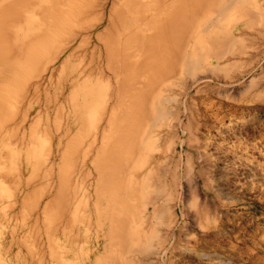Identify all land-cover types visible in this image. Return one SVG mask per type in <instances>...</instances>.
Returning a JSON list of instances; mask_svg holds the SVG:
<instances>
[{
	"label": "rangeland",
	"instance_id": "rangeland-1",
	"mask_svg": "<svg viewBox=\"0 0 264 264\" xmlns=\"http://www.w3.org/2000/svg\"><path fill=\"white\" fill-rule=\"evenodd\" d=\"M123 1L78 0L60 18L65 0H0V70L3 55L25 60L36 36L28 26L38 24L36 59L17 86L5 82L14 107L0 114V264H264V11L252 21L258 3L239 4L217 23L218 0L197 4L194 36L179 50L178 63L194 52L191 70L155 68L146 98L134 102L138 86L116 82L124 75L108 68L103 41L108 24L123 32L121 16L135 22ZM81 23L98 31L80 28L59 49L67 27ZM67 47L76 49L49 64L52 77L36 90L46 55Z\"/></svg>",
	"mask_w": 264,
	"mask_h": 264
},
{
	"label": "bare ground",
	"instance_id": "bare-ground-1",
	"mask_svg": "<svg viewBox=\"0 0 264 264\" xmlns=\"http://www.w3.org/2000/svg\"><path fill=\"white\" fill-rule=\"evenodd\" d=\"M203 1H205V0H148L146 2H144L142 0H124L122 2V7L124 8V11L126 9H129L135 15V22L133 23V22L129 21L127 19V17L121 16V17H123V19L120 20V24H121V29L123 32L114 33V31H115L114 26H111V24H108L107 29L109 30V32H112L113 35L110 39H104L103 41H104V45H105V52H106L107 58H108L107 62H108V64H110V65L107 64L108 68L112 65V67L115 70V75H116L117 70H120V69H121V73L124 75V77H120L117 75L118 78H116V82L119 85H121V88H122L123 86H125L124 83L122 82V80L130 78L129 82H128L130 84V86L131 87H133V85L138 86L136 88L137 89L136 93L132 96V99H130V100L137 102L140 100L143 101L144 98H146L145 92H147L149 90H147L148 85H147L145 79L150 76L149 75L150 73H153V71H155V68L156 69L160 68V70H163L164 72L167 69H169V72H171V75H172V73L174 74L176 72V70L179 69V66H180V69H182L184 72L189 73V71L191 70L192 61H195L194 60L195 54L193 51H188V53L185 52L183 57L181 58L180 63H178V61H179V50H180V47L183 43L182 41L186 35L187 36H194V34L189 35V33L187 31H189V29H190L189 24L191 23V21L193 19H196V16H197L196 14L199 11V10L195 11L196 5L202 3ZM251 1H252V3L253 2L258 3L259 8H258L257 12L253 13V14L247 13L248 16H246L245 14L243 16L248 17L252 21L256 20L258 14L261 13L262 11H264V0H220V1L218 0V2L217 1L215 2V5L218 8V14L215 17L214 21H216L217 23L221 22V21H219L220 20L219 18H221V20H223V15L226 14V12L230 9V7L236 6L239 4H248V3L250 4ZM79 2H80V0H79ZM77 3H78V0H65L64 3H60V2L57 3V5L62 4V9L67 8L66 11L61 10L60 18H64L63 13L67 16L69 11L73 7V5L77 4ZM56 8L58 9L57 6H56ZM117 9H118V7H116L114 5V6H112V8L110 9L109 12L111 13L112 11L117 10ZM51 11H55V9L52 8ZM233 17H234V14H233V16L230 15L229 19L232 20ZM224 19H228V18L224 16ZM128 21H129V23H128ZM206 21H208V20H206ZM66 22H67L66 20L62 21V23H65V24H66ZM213 26H214L213 22L210 19L209 23L206 24L205 30L213 28ZM28 27L32 29L33 36L34 35H36V36L34 38H32L30 43L26 44L28 46V53L22 51L24 54L25 60H20V57L18 56L12 62L8 63V62H6V60L9 59L8 55H3V57H2L5 59V65L0 70V75H1V79H0V114L1 113L3 114L4 110H6L5 112L9 111L10 112L9 115H11V113H12L11 108L14 107V104L12 103V101H10V99L12 97L10 87L8 86V84H5L8 77L13 78V82L15 84V82H17L18 79L20 78V74L25 69V63L27 62V60L31 59L32 62H34V60L36 59V56H34V53L36 52L34 47L37 45V41L35 39L37 37L38 24L36 22H32V24H29ZM83 27H85V25H83L82 23L81 24H73L71 27L69 25L67 28L68 29L70 28V29L69 30L67 29L65 32L63 31L64 32L63 33L64 38H62L63 41L61 42L59 49H61L64 46H67L65 44L64 39H67V42H68V40L71 37H74V36L79 37V34L78 33L76 34V31L79 30L80 28H83ZM85 29H86L87 33L89 34V36L94 35L95 34L94 32H96V30L98 31V29H96L94 26H92L91 28L85 27ZM53 35L51 34V35H47V36L51 38ZM122 35H124L125 38L129 37L130 39H132V41H130V43H124L121 41H117V39L120 38V36L122 37ZM27 36H28L27 30H23L22 34L19 35L18 44H20L21 47H23L25 44V43L22 44L21 38L27 37ZM101 38L102 37L100 36L99 39H101ZM118 42H120L121 44H119ZM127 45L128 46H130V45L137 46L141 52V55H140L139 59L137 58V61L140 62L141 59L144 58L145 63L139 64L138 62H135L134 57H131L130 51H132V50H130L129 48H128V50H126ZM75 46L76 45H74V47ZM69 47H71V46H69ZM75 49L76 48H74V50H72L71 48L67 47V48H64V50H65L64 52L56 50V51H52V53H50L51 54L50 56L46 55L48 65L46 67L44 66L42 68L41 72H38V73L35 72L37 76H34L35 75L34 73H33L34 75L32 74L33 75L32 79H34V85H35L36 90L40 88L39 86L44 85V81L47 80V79H45L46 75L49 74L48 80L52 77L54 69L51 70V67H49V64L54 62V60L56 58H57L56 61H58L60 59V57H59L60 54L63 55L65 53H68V55H72V53L75 51ZM3 52L7 53L5 51V49H0V54ZM167 55H169V56H167ZM116 56H117V59L118 58L120 59L119 60L120 65H117V66L112 64L113 61L115 60L114 57H116ZM37 62L38 61H35V64ZM64 62H65V60L62 63H64ZM33 67L35 68V65H33ZM6 70H9V74L7 76L4 74V71H6ZM133 72H136V73H133ZM141 75H142V79H144L143 83H142L143 84L142 86L144 89H142L141 87L139 88V85H138V84H140L139 79H141L140 78ZM131 78H135V81L132 83H131ZM3 85H5V86H3ZM74 85H75V83L71 87H73ZM22 88L23 87L21 85V89ZM129 89H131V88L129 87ZM15 92H17V90ZM104 101H106V100L104 99L103 102ZM158 101H160V100H158ZM104 105H105V103H104ZM152 107L157 114L158 110H160V107L158 106V104L152 103ZM114 110H115V108L113 106L112 111L110 112V115L108 117V123L111 122V119L114 116V113H115ZM76 114H77V111H76V108H74L73 109V115H76ZM9 115H7V116H9ZM80 121H84L81 119V115H79L77 118V122H80ZM104 130H105V128H103V140L106 141L108 139H106V137H105L106 134L104 135V133H105ZM45 139H47V138H45ZM43 141L45 142V140H43ZM44 142H42L43 146L45 145ZM73 142H74V139H73ZM106 144L107 143L102 144L101 150L104 147H106ZM72 147H74V146L72 144L68 145V142H67L66 148H70V151H71L72 149H74ZM147 148H148V146H147ZM136 149H137V146L135 145V143L132 144L131 151L129 152V156H133L136 152ZM149 149L152 150L151 147H149ZM49 150H50V148L48 149V151ZM49 156L44 158V156H42V154L37 155V161L39 162L40 159H44L43 163H46ZM65 156L68 158L69 154L67 152L64 155L61 154L62 159H65ZM152 159H154V158H152ZM160 163L161 162L159 161V158H156V160H154V166L152 167L151 170H149L146 173V177H149L150 174L152 173L151 171H153V169H155V168L157 169V167L159 166ZM61 178H62V176H61ZM66 180L67 179L64 178V180H61L62 182L60 181V185H62V184L65 185L64 186L65 188L68 186V183ZM130 196H131V193H130L129 197ZM54 197H56V195ZM118 197L119 196H116V198H118ZM122 199H123L122 197H119L116 204H118L120 206L123 205L124 202ZM50 203H52V202H50ZM153 213H155V210Z\"/></svg>",
	"mask_w": 264,
	"mask_h": 264
}]
</instances>
